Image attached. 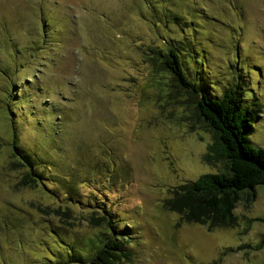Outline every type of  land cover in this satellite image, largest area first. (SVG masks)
I'll return each mask as SVG.
<instances>
[{
  "label": "rangeland",
  "instance_id": "1",
  "mask_svg": "<svg viewBox=\"0 0 264 264\" xmlns=\"http://www.w3.org/2000/svg\"><path fill=\"white\" fill-rule=\"evenodd\" d=\"M174 38L208 52L216 94L243 82L245 104L260 105L250 141L264 148V0H0V264H43L52 238L104 232L99 213L59 209L12 158L3 89L13 84L19 145L52 164L63 202L68 175V192L107 198L134 234L123 264H264L263 186L230 229L180 223L165 207L173 187L225 170L204 161L212 133L146 60Z\"/></svg>",
  "mask_w": 264,
  "mask_h": 264
},
{
  "label": "trees",
  "instance_id": "2",
  "mask_svg": "<svg viewBox=\"0 0 264 264\" xmlns=\"http://www.w3.org/2000/svg\"><path fill=\"white\" fill-rule=\"evenodd\" d=\"M151 5L156 9L159 7L156 1ZM174 18V23L179 24V16ZM161 23L170 27L166 19L159 20L157 26ZM205 53L208 52L197 43H186L177 38L164 39L162 45L152 52H144L147 61L169 75L171 89L176 98H183L182 104L191 112L193 123L198 128L202 124L212 133L213 143L208 146L204 161L212 166L223 164L225 168L219 173L205 174L196 181L173 187L165 207L179 215L180 223L198 224L210 229H230L238 223L234 214L238 203H253L257 197V188L264 187V148H255L250 141L258 117L256 107L260 105H246L243 96L245 85L240 81L235 83L233 79L222 94H216L217 89L207 76L212 70L205 60ZM16 89L14 84L3 89L9 102L7 114L11 117L12 158L26 168L25 177L28 181L43 189L52 188L51 198L59 203V209L65 208L67 213L73 209L97 212L100 216L93 217L104 228V232L97 235L95 240L80 238L72 242L51 237V241L44 244L48 255L43 264H123L129 253L126 250L128 246L125 247L122 240L133 238L134 234L131 227H119L113 209L107 207V198L98 202V196H84L76 187L68 192L67 180L72 177L68 175L58 182L62 187L61 192L67 195L63 202L53 190L54 182L57 181L48 178L52 164L42 156L30 154L19 145L16 131L18 120L14 119L15 112L12 111V103L13 107L18 105L14 99L20 89ZM126 245L133 246L131 242Z\"/></svg>",
  "mask_w": 264,
  "mask_h": 264
}]
</instances>
